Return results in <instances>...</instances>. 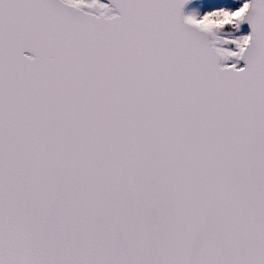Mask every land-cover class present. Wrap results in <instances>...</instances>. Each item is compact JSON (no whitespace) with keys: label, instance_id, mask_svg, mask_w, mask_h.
<instances>
[{"label":"snow or ice","instance_id":"6c2138e0","mask_svg":"<svg viewBox=\"0 0 264 264\" xmlns=\"http://www.w3.org/2000/svg\"><path fill=\"white\" fill-rule=\"evenodd\" d=\"M0 264H264V0H0Z\"/></svg>","mask_w":264,"mask_h":264}]
</instances>
